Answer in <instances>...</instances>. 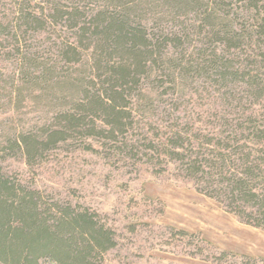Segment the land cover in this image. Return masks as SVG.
<instances>
[{
    "label": "trees",
    "instance_id": "16d2710c",
    "mask_svg": "<svg viewBox=\"0 0 264 264\" xmlns=\"http://www.w3.org/2000/svg\"><path fill=\"white\" fill-rule=\"evenodd\" d=\"M79 1L105 3V8L93 17L94 12L81 8L68 12L50 0L54 13L48 14L36 0H22L18 17L0 25L4 41L0 45L21 54L23 72L20 80L0 79V103L7 98L1 92L12 87L19 97L13 99L15 106V100L28 103L36 91L43 96L35 101L75 110L60 115V126L29 134L13 129L0 142V264H107L119 247L118 233L102 215L58 201L37 183L8 174L4 164L9 158L24 159L34 170L76 137L107 135V140L121 144V137L136 125L130 98H136L145 79L162 87L168 78L177 95L203 81L236 102L264 101V0ZM154 14L160 29L156 34L146 23ZM65 23L80 46L62 50L60 65L79 61L82 48L95 49V66L86 73L92 72L91 79L77 84L60 81L61 66L30 56L35 34ZM171 26L178 31L170 33ZM152 100L148 106L154 108ZM101 121L109 129L101 128ZM225 127L232 136L218 145L213 141L210 146L215 149L209 155L196 153L194 147L189 150L194 139L179 131L173 142L176 154L192 179L215 189L212 197L226 201L248 225L264 230V122L256 117L238 125L227 120ZM107 148L121 156L127 150L141 151L129 144ZM177 234L199 248L197 256H206L198 236ZM232 257L238 258L230 253L215 256L219 264H262L250 256L242 262Z\"/></svg>",
    "mask_w": 264,
    "mask_h": 264
},
{
    "label": "rangeland",
    "instance_id": "374dc122",
    "mask_svg": "<svg viewBox=\"0 0 264 264\" xmlns=\"http://www.w3.org/2000/svg\"><path fill=\"white\" fill-rule=\"evenodd\" d=\"M53 1L63 4L68 12L78 8L94 12L93 17L95 11L105 8V3ZM19 2L22 0H0V25L18 17ZM49 2L36 0L41 11L47 9L48 14H53ZM149 17L146 23L152 34L159 33L156 15ZM69 27L65 23L35 34L30 56L41 58L43 64L61 66L60 81L77 84L87 77L91 79L92 72L89 76L86 73L95 66V49L82 48L79 61L60 65L62 50L80 46L79 38ZM176 31L171 26L170 33ZM0 43L4 41L0 39ZM10 47L0 45V79L5 82L20 80L23 75L22 56ZM1 93L7 97L0 103L1 143L14 130L29 134L60 126V115L75 111L35 101L43 96L41 92L27 95L31 97L28 103L15 100L17 106L13 99L19 97L13 94L12 87ZM226 94L199 81L177 95L168 78L162 87L155 80L145 79L136 98H130L136 125L121 137V144L107 140V135L76 137L51 153L37 169L29 168L24 159L9 158L4 164L6 172L37 183L39 189L58 201L72 202L102 215L119 239V247L108 256L107 264H219L215 256L224 253L237 256L232 257L237 262L250 256L264 264V230L248 225L226 201L212 197L215 189L210 185L192 179L173 144L179 131L189 133L191 136L183 134L194 139L188 149L209 155L215 149L210 146L213 141L218 145L232 136L225 127L227 120L238 125L244 119L256 117L264 122V101L241 103ZM150 98L152 103L156 102L154 108L148 106ZM99 124L109 129L106 122ZM198 136L201 140H195ZM111 144L122 148L125 144L138 146L141 151L127 150L121 156L107 148ZM183 153L188 154L186 150ZM180 231L198 236V244L207 249L206 256H197L199 248L182 241L177 234Z\"/></svg>",
    "mask_w": 264,
    "mask_h": 264
}]
</instances>
